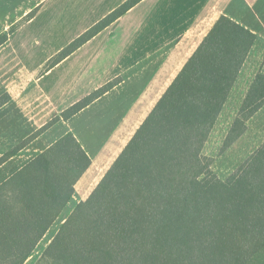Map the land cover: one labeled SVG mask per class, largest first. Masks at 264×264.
Returning a JSON list of instances; mask_svg holds the SVG:
<instances>
[{"label": "trees", "instance_id": "obj_1", "mask_svg": "<svg viewBox=\"0 0 264 264\" xmlns=\"http://www.w3.org/2000/svg\"><path fill=\"white\" fill-rule=\"evenodd\" d=\"M143 0H127L45 66L49 71ZM0 34V48L34 18ZM257 40L221 16L86 201L75 186L92 160L73 133L0 184V264H25L50 229L36 264H264V144L226 179L205 154L210 134ZM119 77L63 111L0 157V167L61 119L116 87ZM12 100L0 96V109ZM264 109V72L223 144L232 147ZM63 219L65 221L62 223Z\"/></svg>", "mask_w": 264, "mask_h": 264}, {"label": "crops", "instance_id": "obj_2", "mask_svg": "<svg viewBox=\"0 0 264 264\" xmlns=\"http://www.w3.org/2000/svg\"><path fill=\"white\" fill-rule=\"evenodd\" d=\"M125 1L0 0V34L37 9L34 18L21 26L10 39L8 43L11 47H14L18 37L23 38L21 41L40 39L43 33L50 32L49 27L53 24L59 27L53 33L62 34L67 28L69 33L72 21L78 20L81 26L68 37V42H71ZM221 16L231 18L257 36L209 137L210 141L216 142V146H223L256 76L263 70L264 0H143L49 71L44 70L41 75H36L46 60L31 69L26 66L20 68L33 77L36 75V79L32 84L19 81L16 88L36 87L41 96L30 117L35 124L32 133L97 89L122 78L112 90L71 118L61 119L58 125L49 128L30 145L42 152L71 132L92 160L75 186L74 199L66 209L68 212H64L65 217L76 204L89 198ZM39 20L48 27L28 30ZM125 21L126 28L118 32ZM21 41L7 55L16 56V67L23 64L18 57L24 55L17 50L18 46L23 48ZM24 47L28 51V45ZM60 50L62 47L57 52ZM2 64L0 62V71L6 67ZM62 130L64 134H61ZM54 137L57 138L51 143L49 140ZM263 143L264 109L250 120L247 132L237 143L224 152L226 156H223L221 163L226 167L215 168V172L224 178L230 175ZM15 159L13 157L0 168L15 163Z\"/></svg>", "mask_w": 264, "mask_h": 264}, {"label": "rangeland", "instance_id": "obj_3", "mask_svg": "<svg viewBox=\"0 0 264 264\" xmlns=\"http://www.w3.org/2000/svg\"><path fill=\"white\" fill-rule=\"evenodd\" d=\"M134 17L135 16H133V18ZM80 23L81 22H78V20L72 21V25L69 33H68V28L67 31L62 34L53 33L55 29L56 30L59 29L57 24H53L52 26L49 27L50 32L43 33V36L40 37V39L36 38L33 41L30 40L21 41L23 40V38L18 37L19 39L17 40L16 44H14V47L19 43V41H21L23 43V48L18 46L19 49L17 50L20 51V54H23L24 56L18 57L19 60H22L23 64L20 63L21 65H17V67L16 65H14L16 56L13 55L10 57L7 56L11 52V50L14 49V47H11V45H9L10 43H7L2 47V49L0 48L1 50L0 62L3 63L2 65L6 66L5 68L3 66L5 70L2 69L0 71V96L5 93H9L12 97V100L8 104H6L2 109H0V157L6 152L17 147L26 138L34 134L32 133V131L35 124H34V120H31L30 117L33 115L32 111L34 110V108L36 109L37 103L41 98L40 91L36 87H29L27 89L20 90V88H16V86L20 83L19 81L22 80L31 82V84L35 83L34 80L36 79V75H41L43 73L48 60L54 57L55 55H57L61 51L60 50L57 52L58 48L62 47L63 50L73 41L72 40L71 42H68V37L72 36V33L81 26ZM125 23L126 21L120 25L118 32H122L126 28L124 26ZM41 24L42 23H40L39 20L37 21L36 24L29 26L28 30L35 31L38 28L39 30H41L44 26L45 28L48 27L47 24L44 25ZM68 25L69 24H67L65 27H67ZM25 45H28V51H26L25 49L26 47H24ZM43 60H46V62L44 63V66L39 71V73L35 75V77H33L32 74L30 73H26L25 71L20 70V68H23L24 66H26L27 69H31V67L38 65ZM262 69L263 70L261 72H264V64ZM239 112L237 114V117L239 115ZM225 119L227 121L226 116ZM224 122L225 120L223 119V124ZM60 132L61 134L62 133L64 134L65 131L62 130ZM56 138L57 137H54L53 139L50 138L51 140L49 141L52 143L56 140ZM31 143L25 148H23L15 156V158H17L15 159L16 161H14L15 163H9L5 165V167L0 168V183L5 181L11 175H13L27 161L33 159L35 156L41 153L40 149L34 150L32 147H30ZM216 145L217 144L216 142H214V140L213 141L209 140V143H207L205 148V154L214 158L213 169L215 168L222 169L225 168L226 166L223 163H221V160H224L223 158L226 155H224V152H222L223 146H216ZM240 165L236 167L234 171L231 172V174H233L240 167ZM217 175L221 179H226L230 176L228 175L224 178V176L222 177L220 176L221 175L220 173ZM59 224L60 221L57 222L50 229L47 235L40 242L33 256L25 264H36V262L38 261L44 250L47 248L51 240L57 234L60 226Z\"/></svg>", "mask_w": 264, "mask_h": 264}]
</instances>
